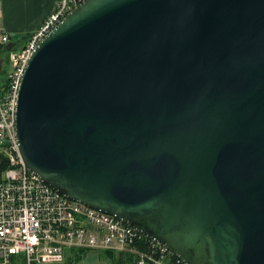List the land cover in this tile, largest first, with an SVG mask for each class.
<instances>
[{
    "label": "water",
    "instance_id": "obj_1",
    "mask_svg": "<svg viewBox=\"0 0 264 264\" xmlns=\"http://www.w3.org/2000/svg\"><path fill=\"white\" fill-rule=\"evenodd\" d=\"M17 99L51 187L185 264H264V0H85Z\"/></svg>",
    "mask_w": 264,
    "mask_h": 264
},
{
    "label": "built area",
    "instance_id": "obj_2",
    "mask_svg": "<svg viewBox=\"0 0 264 264\" xmlns=\"http://www.w3.org/2000/svg\"><path fill=\"white\" fill-rule=\"evenodd\" d=\"M85 0H59L20 51L9 53L6 86L0 92V264H74L82 249L111 250L134 264H185L167 245L110 213L54 189L24 163L16 131L22 79L39 42ZM12 41L2 31L1 42Z\"/></svg>",
    "mask_w": 264,
    "mask_h": 264
},
{
    "label": "crops",
    "instance_id": "obj_3",
    "mask_svg": "<svg viewBox=\"0 0 264 264\" xmlns=\"http://www.w3.org/2000/svg\"><path fill=\"white\" fill-rule=\"evenodd\" d=\"M58 1L59 0H16L14 4L13 0L1 1L3 7V15L1 20L5 22L2 27L5 26L7 28L3 29V31L6 30L7 32H13V35L15 36L19 32L24 33V39L19 41L21 43L13 39V41H16L15 43H19V48L16 51L25 46L28 37L37 29H39L43 20L54 10ZM12 15L13 20L11 18ZM89 254L90 251L88 252V255L85 256L86 259L88 258ZM96 256L99 255L91 254L93 260L90 261V263L82 262V264H134L133 258L129 255H120L119 262L115 261V263H112V261L110 262L109 259H105L103 261H99V259L96 260ZM125 256L131 257L132 259L127 260Z\"/></svg>",
    "mask_w": 264,
    "mask_h": 264
},
{
    "label": "trees",
    "instance_id": "obj_4",
    "mask_svg": "<svg viewBox=\"0 0 264 264\" xmlns=\"http://www.w3.org/2000/svg\"><path fill=\"white\" fill-rule=\"evenodd\" d=\"M15 42L16 41H11L10 43H7V44H3V43L0 42V53L1 52H4V54L6 55L5 61H4V68L0 71V72L3 73V76L0 79V92H3L4 91V88L6 86L7 72L9 70V68H10L9 67V65H10L9 53L12 50L14 51V50H16V49L19 48V46H18L19 43H15ZM10 45H11V47H10ZM2 61L3 60L0 61V66H2ZM6 167H8V163L6 161V158L3 157L2 161L0 162V179L2 177V171L4 169H6ZM90 250L91 249H82L80 251H81V253H84L85 254V253L89 252ZM101 252H102V254H105L106 256L112 258L113 259V263H115V261L116 262H119V260H120L119 256L120 255H123V253H115V251H111V250H102ZM79 258H80V256L77 257L76 259L78 260ZM126 259L127 260H131L132 258L127 256Z\"/></svg>",
    "mask_w": 264,
    "mask_h": 264
},
{
    "label": "rangeland",
    "instance_id": "obj_5",
    "mask_svg": "<svg viewBox=\"0 0 264 264\" xmlns=\"http://www.w3.org/2000/svg\"><path fill=\"white\" fill-rule=\"evenodd\" d=\"M1 1L2 0H0V28L3 26V24H5V22H3L1 19H2V15H3V7H2V4H1ZM16 2V0H13V4ZM11 18H12V20H13V15L11 16ZM2 30L3 29H7L5 26L4 27H2L1 28ZM0 29V42H1V38H2V30ZM4 32H7L6 30H4ZM8 33H10L11 35H12V40L13 39H15V40H17L18 42L19 41H21V40H23L24 38V33L23 32H19L16 36L15 35H13V32H8ZM14 37V38H13ZM19 43H21V42H19ZM17 46V45H16ZM10 47H11V45H10ZM17 50V49H16ZM16 50H14L15 52H17ZM21 50V49H20ZM20 50H18V51H20ZM13 51V50H12ZM5 57H6V55L4 54V52H1L0 53V61L1 60H3L2 61V66H0V71L4 68V61H5ZM9 67H10V65H9ZM2 76H3V73L2 72H0V79L2 78ZM86 255H88V252L87 253H85ZM91 254H98L99 256H96V260H98L99 259V261H103V260H105V259H109V261L111 262L112 261V263H113V259L112 258H110V257H108V256H106L105 254H102V252L101 251H99V250H91L90 251V254H89V256H88V258L86 259V255L85 256H82V257H80L76 262H74V264H82V262L84 263H90V261H92L93 260V258L91 257ZM86 259V260H85ZM50 264H68V262L67 261H65V262H62V263H50Z\"/></svg>",
    "mask_w": 264,
    "mask_h": 264
}]
</instances>
